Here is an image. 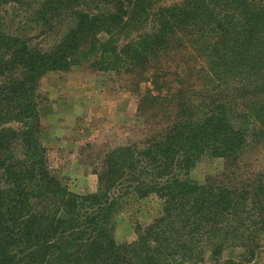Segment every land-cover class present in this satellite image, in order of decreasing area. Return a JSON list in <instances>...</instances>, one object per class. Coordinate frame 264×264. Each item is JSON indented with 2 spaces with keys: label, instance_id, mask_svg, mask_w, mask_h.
I'll return each instance as SVG.
<instances>
[{
  "label": "trees",
  "instance_id": "trees-1",
  "mask_svg": "<svg viewBox=\"0 0 264 264\" xmlns=\"http://www.w3.org/2000/svg\"><path fill=\"white\" fill-rule=\"evenodd\" d=\"M106 4L113 13L95 0L37 4L36 27L50 30L64 11L74 23L51 49L0 31V264H256L264 172L245 173L239 162L250 142L264 140V0H186L156 13L155 33L120 48L114 37L99 38L109 34L108 22L119 28L126 20L123 0ZM184 42L207 64L204 77L225 85L213 86L215 94L200 104L182 92L145 90L139 114L158 110L157 119L170 108L172 115L143 147L104 154L94 193H70L50 173L38 137L40 78L91 55L95 70L145 71L149 56L156 60ZM203 158L223 161L219 180L186 178ZM132 195L155 196L159 217L137 228L134 241L118 243L114 218ZM44 201L52 202L49 209L33 210Z\"/></svg>",
  "mask_w": 264,
  "mask_h": 264
},
{
  "label": "rangeland",
  "instance_id": "rangeland-1",
  "mask_svg": "<svg viewBox=\"0 0 264 264\" xmlns=\"http://www.w3.org/2000/svg\"><path fill=\"white\" fill-rule=\"evenodd\" d=\"M43 1L0 0V31L29 40L31 46H37L39 49L54 47L74 23L69 19V13L64 11L54 20L50 30L31 24L32 14L38 8L37 4ZM95 1H100L105 10L114 12L112 5L106 4L108 0ZM185 1L123 0L126 20L119 28L110 27L108 22L109 34L99 39L114 37L119 48L130 41L138 42L155 33L156 13L160 9L179 6ZM187 43L184 42L183 47L172 49L156 60L149 56V65L145 71L138 67L122 68L118 72L95 70L91 65L95 58L91 55L80 58L78 64L66 71L49 72L40 78L34 96L37 105L38 137L45 149L50 173L62 181L70 193H94L97 174L104 169L101 165L103 155L118 147H143L151 132L157 129V125L172 115L170 108H167L168 113L159 114L157 119H153L152 115L158 113V110L144 116L139 114L138 105L145 90H150L152 95H157L159 90L162 95H177L182 92V97L200 104L204 96L215 94L209 91L213 90V86L225 85L224 80L204 77L207 70L202 71L200 68H206L207 64L199 56V52L192 48L193 43ZM162 75L165 78H162ZM173 75L177 79L170 82ZM155 77H158V80L152 85ZM13 127L17 128L15 125ZM16 149L18 155V147ZM243 154L239 162L243 172H264V140L250 142ZM222 169H225V166L221 159L203 158L186 178L197 183L211 178L219 180L218 175ZM136 198L133 195L127 197L114 218V238L118 243L134 241L137 228H145L159 217L161 202L155 196ZM51 203H33V210L45 211ZM261 245L262 251L256 264H264V236Z\"/></svg>",
  "mask_w": 264,
  "mask_h": 264
}]
</instances>
